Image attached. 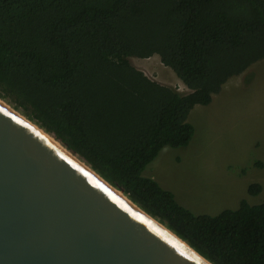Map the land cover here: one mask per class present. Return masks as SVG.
Instances as JSON below:
<instances>
[{
    "label": "trees",
    "instance_id": "trees-1",
    "mask_svg": "<svg viewBox=\"0 0 264 264\" xmlns=\"http://www.w3.org/2000/svg\"><path fill=\"white\" fill-rule=\"evenodd\" d=\"M155 55L189 93L130 61ZM263 59L264 0H0V99L212 264H264V203L195 215L144 171Z\"/></svg>",
    "mask_w": 264,
    "mask_h": 264
},
{
    "label": "water",
    "instance_id": "water-1",
    "mask_svg": "<svg viewBox=\"0 0 264 264\" xmlns=\"http://www.w3.org/2000/svg\"><path fill=\"white\" fill-rule=\"evenodd\" d=\"M87 166L0 103V264H212Z\"/></svg>",
    "mask_w": 264,
    "mask_h": 264
},
{
    "label": "rangeland",
    "instance_id": "rangeland-1",
    "mask_svg": "<svg viewBox=\"0 0 264 264\" xmlns=\"http://www.w3.org/2000/svg\"><path fill=\"white\" fill-rule=\"evenodd\" d=\"M153 60L130 59L150 79L190 92L171 68L151 70L147 64ZM244 73L234 77L238 86L229 85L232 78L215 95L224 94L220 103L194 107L188 122L195 134L188 147L165 148L144 171L195 215L237 210L243 200L264 203V59ZM252 184L262 186L259 195L248 193Z\"/></svg>",
    "mask_w": 264,
    "mask_h": 264
},
{
    "label": "bare ground",
    "instance_id": "bare-ground-1",
    "mask_svg": "<svg viewBox=\"0 0 264 264\" xmlns=\"http://www.w3.org/2000/svg\"><path fill=\"white\" fill-rule=\"evenodd\" d=\"M0 103L3 104L5 107H7L13 113L17 114L22 120H24L27 124H29L30 126H32L34 129H36L42 135H44L49 141H51L54 145H56L59 149H61L67 155H69L70 157H72L76 162H78L83 167H85L86 169H88V170L91 171V169L83 162V160H81L78 156H76L73 153H71L70 151H68L63 145H61L58 141H56L54 138H52V136H50L49 134L45 133L42 129H40L33 122H31L28 119H26L23 115H21L18 111H16L15 109H13L9 104H7L2 99H0ZM106 184H108V183H106ZM108 186L112 189V191H114V193H116L121 198H123L124 200H126L127 202H129V203H131L133 205V203L124 195V193L122 191H119L118 189L112 187L109 184H108ZM155 222L159 224V222H157V221H155ZM163 228H165V227H163Z\"/></svg>",
    "mask_w": 264,
    "mask_h": 264
},
{
    "label": "crops",
    "instance_id": "crops-1",
    "mask_svg": "<svg viewBox=\"0 0 264 264\" xmlns=\"http://www.w3.org/2000/svg\"><path fill=\"white\" fill-rule=\"evenodd\" d=\"M153 58H154V60H153ZM148 59H149V58H148ZM151 59H152L154 62H153L152 64H150V65L147 64V66H148L151 70H155V71H156V69L159 68L158 66L161 67V65H163L162 62H161V58H159L157 55L151 57ZM144 60H146V59H144ZM164 66H165V65H164ZM165 67H166V66H165ZM174 73H175V72H174ZM244 74H245V73H244ZM244 74L239 75V76H234V77H235V78H237V77H242ZM234 77H232V78H234ZM177 78H179V77L177 76ZM232 78H231V79H232ZM235 78H234L233 81H232V82H234V83L231 82L229 85H234V86L237 85V86H238V81H235V80H236ZM172 79H173V78H172ZM231 79H229V80H231ZM229 80H228V81H229ZM228 81H227V82H228ZM173 82L175 83V79H173ZM227 82H226V83H227ZM182 83H183V82H182ZM226 83H225V84H226ZM183 84H184V83H183ZM225 84H224V85H225ZM224 85H223V86H224ZM222 88H223V87H222ZM220 92H221V91H220ZM226 92H227V91H226ZM216 95H217V94H216ZM223 95H224V94H221V97H219V96H215V95H214V96H215V97L213 98L214 104L217 105L218 103H220V102L222 101L221 98L223 97ZM197 106H201V105H197ZM213 110H217V109H213Z\"/></svg>",
    "mask_w": 264,
    "mask_h": 264
}]
</instances>
